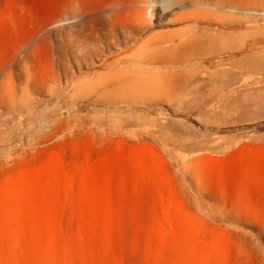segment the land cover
<instances>
[{
  "label": "rangeland",
  "instance_id": "rangeland-1",
  "mask_svg": "<svg viewBox=\"0 0 264 264\" xmlns=\"http://www.w3.org/2000/svg\"><path fill=\"white\" fill-rule=\"evenodd\" d=\"M0 264H264V0H0Z\"/></svg>",
  "mask_w": 264,
  "mask_h": 264
},
{
  "label": "bare ground",
  "instance_id": "bare-ground-1",
  "mask_svg": "<svg viewBox=\"0 0 264 264\" xmlns=\"http://www.w3.org/2000/svg\"><path fill=\"white\" fill-rule=\"evenodd\" d=\"M166 5V4H165ZM164 5V6H165ZM256 12H258V11H256ZM253 13V12H252ZM259 13V12H258ZM257 13V14H258ZM256 14V13H255ZM153 15V14H152ZM185 16V15H184ZM143 17V19H146V17H145V15H143L142 16ZM153 17V16H152ZM195 38H192V39H190V41L191 42H193V41H195L194 40ZM189 41V42H190ZM197 41V40H196ZM189 42H187V43H189ZM187 43H180V45L182 46V45H187ZM179 45V46H180ZM179 46H178V48H179ZM183 54V53H182ZM181 55V54H180ZM154 61H159V62H165V61H167V60H169L170 58H172V59H175V58H178V56L177 55H169V53H168V51L166 50V52H165V50L163 51V52H160V53H157V54H154V55H152V57H151ZM116 59H118V58H116ZM116 59H115V61L114 62H116ZM118 60H120V59H118ZM118 62V61H117ZM137 63V62H136ZM142 64V63H141ZM141 64H139V67H141L140 65ZM134 66V65H133ZM142 68V67H141ZM147 68V67H146ZM134 69H136V68H134ZM145 69V68H144ZM136 70H138V69H136ZM147 71H148V73H147ZM147 71H145V70H141V71H139V72H137V71H131V76H130V80L131 79H140V78H143L144 76L146 77H149V76H151L149 73H150V70H147ZM129 72V71H128ZM144 74V75H140V74ZM146 73H147V75H146ZM143 76V77H142Z\"/></svg>",
  "mask_w": 264,
  "mask_h": 264
}]
</instances>
